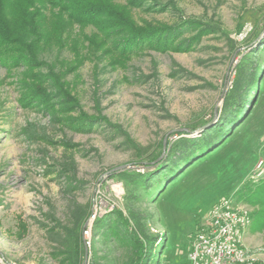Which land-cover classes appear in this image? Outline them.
Instances as JSON below:
<instances>
[{
	"label": "rangeland",
	"instance_id": "374dc122",
	"mask_svg": "<svg viewBox=\"0 0 264 264\" xmlns=\"http://www.w3.org/2000/svg\"><path fill=\"white\" fill-rule=\"evenodd\" d=\"M104 1L0 56V264H186L227 197L264 264V0Z\"/></svg>",
	"mask_w": 264,
	"mask_h": 264
},
{
	"label": "trees",
	"instance_id": "16d2710c",
	"mask_svg": "<svg viewBox=\"0 0 264 264\" xmlns=\"http://www.w3.org/2000/svg\"><path fill=\"white\" fill-rule=\"evenodd\" d=\"M63 11L67 12L64 17ZM98 15L112 18L109 23L112 26L127 24L121 10H116L104 0H0V56L13 45L28 48L31 43H41L47 22L54 24L66 17L80 24H88L96 22ZM203 138L204 143L202 141L199 150L209 148L206 146V143H210L206 142L207 134ZM259 189L264 196V185ZM82 243L81 235L76 244L75 264L81 260Z\"/></svg>",
	"mask_w": 264,
	"mask_h": 264
},
{
	"label": "built area",
	"instance_id": "2783aa9c",
	"mask_svg": "<svg viewBox=\"0 0 264 264\" xmlns=\"http://www.w3.org/2000/svg\"><path fill=\"white\" fill-rule=\"evenodd\" d=\"M252 214L246 206L227 197L211 210L196 231L186 264H258L257 255L246 248V230Z\"/></svg>",
	"mask_w": 264,
	"mask_h": 264
}]
</instances>
